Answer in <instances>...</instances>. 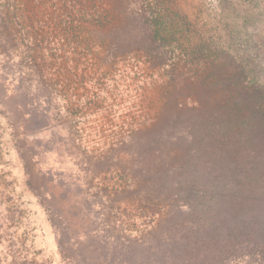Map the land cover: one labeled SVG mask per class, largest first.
<instances>
[{"label": "rangeland", "instance_id": "obj_1", "mask_svg": "<svg viewBox=\"0 0 264 264\" xmlns=\"http://www.w3.org/2000/svg\"><path fill=\"white\" fill-rule=\"evenodd\" d=\"M229 81L264 85V0H0V264L200 257L201 202L246 193L217 128L264 149V98L232 119Z\"/></svg>", "mask_w": 264, "mask_h": 264}, {"label": "trees", "instance_id": "obj_2", "mask_svg": "<svg viewBox=\"0 0 264 264\" xmlns=\"http://www.w3.org/2000/svg\"><path fill=\"white\" fill-rule=\"evenodd\" d=\"M228 85L231 91L227 90V94L233 93L234 95L230 100H227L226 103L232 101V104L236 107L230 112L231 114H229V116L232 119L238 120L241 114L246 113L252 114V117L258 120L259 117L257 113H259V109L257 106L263 104L264 85L255 83L250 88L245 87L244 93L242 90L232 89L237 85L235 81H229ZM247 94L249 95L247 96ZM238 96L243 100L242 102L237 100ZM210 102H212V99L207 102V106L210 105L208 104ZM216 103L218 104L219 102L215 101L214 104ZM204 121H206V119ZM245 123L246 122L238 120L234 125H225V129L229 131L228 134H226L224 130L221 132L220 128H217L220 134L224 133V138L230 140V150H234L232 153L239 151V153L236 154L238 157L241 155L242 160L246 163L247 167L241 168L238 159L233 160L231 158L232 162L235 163L234 168L238 169V175L243 177L246 193L245 197L239 199L238 203L234 206H227L226 198L221 207L219 205L216 207L212 206L211 202L214 200L215 192L209 193L206 201L201 202L203 223H201L202 219L199 217V221H196L197 227L192 228L191 232L193 234L190 237L193 239L189 243L190 245L194 243L197 249L199 247L202 249L201 256L199 257V254H194V259H187L188 254L183 255L180 247H178L180 243L179 237H175L172 238L173 241L170 244L166 245L168 250L149 255L150 259L148 261H139L137 264H163V262H165V257H168L169 260L177 261L180 260L182 256H186L182 257L185 261H180L179 264H186L187 260V264H231L233 260L230 261V259H226L231 250L233 254L234 251H242L238 256L240 260L233 257L235 264L237 261L244 260L245 258L248 260V264H264V149L258 148L255 139L251 138L250 134L241 128ZM234 136H237V138ZM238 136L242 138H238ZM256 148L257 151L254 155L249 154L251 150ZM180 167L181 166L177 167L176 170ZM241 169L242 171H239ZM229 170L232 171V168H229ZM191 184H189V187ZM255 190L259 192L256 196L252 195V192ZM194 196L198 198L199 195L196 193ZM219 207L222 208L221 211L225 209L223 213L216 210V208ZM226 207H230L231 211L228 212ZM233 213L237 219L233 224H229L225 220L222 221L224 217H234ZM240 214H243V216L245 215V220H241L243 216L240 217ZM188 217L193 221L197 216L195 217L191 211ZM192 224H194V222H192ZM221 230L223 233L227 232L229 237H222L220 234ZM184 247H187L185 243L183 245V248ZM74 251L80 254L76 249ZM69 253L68 251V254ZM72 254L75 255L73 251ZM63 256L69 258L68 255ZM122 263L126 264V261Z\"/></svg>", "mask_w": 264, "mask_h": 264}]
</instances>
